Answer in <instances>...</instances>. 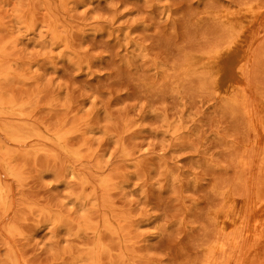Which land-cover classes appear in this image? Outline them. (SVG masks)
Wrapping results in <instances>:
<instances>
[{"label": "rangeland", "instance_id": "374dc122", "mask_svg": "<svg viewBox=\"0 0 264 264\" xmlns=\"http://www.w3.org/2000/svg\"><path fill=\"white\" fill-rule=\"evenodd\" d=\"M245 1L0 0V264L204 263L222 194L264 184L246 113L264 37L244 95L216 97L198 64Z\"/></svg>", "mask_w": 264, "mask_h": 264}, {"label": "bare ground", "instance_id": "6f19581e", "mask_svg": "<svg viewBox=\"0 0 264 264\" xmlns=\"http://www.w3.org/2000/svg\"><path fill=\"white\" fill-rule=\"evenodd\" d=\"M217 18L234 35L207 56L206 61L198 64L208 73L215 96L227 99L237 87L239 88L236 91H241L243 95L247 93L243 85V66L250 59L254 45L264 37V4L247 0ZM246 113L247 131L255 138L251 140L250 148L256 152L255 160L264 163V110L258 111L257 107L252 106ZM55 141L65 148L61 142ZM243 165L247 167L249 164L243 162ZM2 167L8 175L14 174L7 161L2 160ZM4 191L0 184V199ZM249 191L251 193L245 201L229 193L222 194L219 207L211 216L215 224L216 243L214 247L202 250L206 255L203 264H219L220 257H228L232 252L237 254L239 263H244L247 254L259 252L264 246V184L258 186L255 183Z\"/></svg>", "mask_w": 264, "mask_h": 264}]
</instances>
